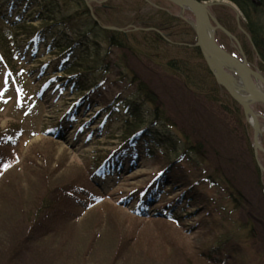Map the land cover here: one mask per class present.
Here are the masks:
<instances>
[{
    "label": "rangeland",
    "instance_id": "obj_1",
    "mask_svg": "<svg viewBox=\"0 0 264 264\" xmlns=\"http://www.w3.org/2000/svg\"><path fill=\"white\" fill-rule=\"evenodd\" d=\"M107 2L113 11L109 4L108 12L103 8ZM107 2L92 5L99 8L94 7L95 15L102 14L100 24L106 27L124 22L128 26L141 18L153 20L150 24L154 27L160 23L159 26L165 27L162 24L170 19L162 18L165 13L158 11L160 7L193 20L188 12L162 0H149L156 8L136 0ZM226 2L224 6L212 7V12L229 22L225 26L228 23L224 25L218 19L238 38L250 61H255L244 33L245 19L242 15L238 27L235 20L239 7L232 1ZM0 5L9 19L17 22L20 14V19L37 28L43 26L42 21L30 20L34 21L41 12L51 11L54 15L59 12L62 17L77 21L64 20L53 31L48 30L46 35L52 44L72 42L84 33L94 40L96 36V42L104 48L102 55L108 57L111 73L95 72L94 76L103 78L105 84L101 90L85 94L90 98L89 109H110L109 102L117 97L140 102L145 106L146 118L168 125L170 132L182 140V149L188 150L195 160V164L182 163V184L177 181L174 185L173 179L168 180L164 191L170 189L172 193L166 195V191L161 196V206L185 198L180 204L177 202L181 221L138 217L135 213L140 209L132 204L134 192L149 183L165 164L142 157L134 170L110 179L108 190L105 186L101 189L102 186L90 182L91 169L105 155L99 151L115 148L107 147L116 142L110 143L109 134L121 127L122 118L117 122L114 118L106 133H97L92 142L86 143L85 134L92 126L76 135H70L68 126L58 128L66 108L72 104L69 93L60 98L47 89L41 100L36 101L37 98L31 97L35 94L28 93L21 103L14 85L4 80L0 67V130L20 129L17 138L0 141V264H264V178L253 154L252 128L240 109L235 113L226 107V102L232 103L230 97L218 92L202 58L180 45L193 44L190 29L172 37V42L152 34L147 42L139 32L127 31L131 38L128 46L113 50L111 47L108 51L109 36L100 37L96 35L97 29L94 34L93 28L86 29L85 8L77 0H0ZM13 31L19 39L26 32L14 28ZM223 35L218 32L217 40L228 51H237ZM8 46L9 50L13 47ZM37 56L26 57V62L30 60L32 65L30 68L52 58L44 48L38 50ZM103 62L105 65L106 61ZM120 62L125 71L118 67ZM256 64L261 67L259 62ZM53 65L47 71L50 74L59 72L57 63ZM260 69L264 72V66ZM35 76L30 77L34 86L40 84ZM140 87L146 91V99H153V103H145L146 100L136 96ZM255 108L257 113L263 111L261 107ZM148 115L153 116L152 120ZM91 119L92 115H88L87 121ZM261 124L264 129V120ZM59 132L64 134L58 138ZM261 140L264 146V132ZM258 162L264 166L262 154ZM210 175L221 186L223 182L235 186V191L242 195V206L235 209L227 204L226 183L223 188L209 191L206 178ZM197 181L204 184L198 186ZM190 184L195 185L194 189L184 196V186ZM105 193L108 197L97 202L100 194ZM188 195L196 197L194 202L188 200ZM211 198L224 203L226 211L221 213L218 207V213L208 217L202 206ZM160 205L155 206L158 212ZM222 219L226 220L227 232H235L233 237L240 240L239 244L236 240L227 245L221 242Z\"/></svg>",
    "mask_w": 264,
    "mask_h": 264
},
{
    "label": "trees",
    "instance_id": "obj_2",
    "mask_svg": "<svg viewBox=\"0 0 264 264\" xmlns=\"http://www.w3.org/2000/svg\"><path fill=\"white\" fill-rule=\"evenodd\" d=\"M121 1L125 3L130 2V0H121ZM139 1L142 2L141 0ZM200 1H204V0H200ZM229 1L236 2L238 6L240 7L239 9L243 13L245 20H246L245 30L249 34L253 42L258 46L260 50L259 53H261L262 55L261 57L264 58V0H229ZM77 2L85 8V12H84L86 15L85 17L88 20L86 23H84L86 29L87 27L90 29L93 28V32H92L93 34H94V29H97L98 31L96 35L99 34L100 37L109 36V39L106 40L107 46L109 47L107 48L108 51L111 50V47L113 50L114 47L122 48V47L128 46L131 38L127 34H125L124 31L117 33L114 31L103 30L101 28V26L103 25L99 24V22L100 23L103 22L102 19L100 18L102 14H100V16L99 15L96 16L99 22H95L92 19L91 13L89 11V8L86 6V4L82 0H77ZM109 2H107L106 3L107 5H104L105 7H103L106 10V12H108L109 11L108 9H110V7L108 6ZM109 5L111 6V4ZM32 7L34 6L31 5V8ZM95 8L99 9L98 7H95ZM110 10L113 11L112 6ZM94 12L95 14L97 13L95 10ZM36 16L37 18L34 21H32V23L36 22L37 20H40L43 23L42 27L37 28L36 26L32 24H27L26 22L23 24H13V23H10L5 17L2 16L1 8H0V52L8 60V62L9 60H12L15 50L18 47L21 48L22 43L24 41L28 42V40L32 38L33 36H40V35L49 33L48 30H52L56 28V26L63 24L62 22L64 20L66 22L68 21L69 23L77 22L75 20H71L70 18L62 17L64 15H62L59 12H56L55 15L53 14V12L51 14V11L44 13V14L41 12V13H37ZM136 22L139 25H137ZM136 22L131 21V23L128 24V26L126 22H124V24L118 23V25L115 27L121 28L123 26L122 29L127 30L130 33L139 32L141 35H144V38L146 39L147 42L149 39H151L150 37L151 34L153 36L159 37V35L153 31L152 32L135 31L136 28H148V27L156 28L154 27L156 25L150 24L151 22H153V20L149 21V19L144 20L143 18H141V19H138ZM181 22L182 21L180 19H176V18L170 19L165 23L162 22L163 23L162 25H164L165 27L162 26V28L160 29L156 28V29L163 31V33L168 38L170 37V39L173 40L172 37L181 35L180 34L181 32H179L178 30H180L183 26H185L181 24ZM158 23H160V21ZM13 28L18 31L23 30V29L26 30V32L22 34L23 39L18 38L20 36L17 35L13 31ZM89 37H90L89 35H86L84 33L79 38L75 40L72 39V42H69V41L64 42V43L61 42L63 44H59V45L57 44L55 45V48L52 49L53 52L54 50H56L57 55L59 56L62 55L61 57H64V55H68V53L71 55H74L72 62L64 66V71L69 76H71L70 81L72 84H74L73 89H74V93H76L77 96L85 94L86 92H89L90 90L95 89V88L100 89L104 86L105 84L104 79L94 76L95 72L96 73L100 72L101 74L104 73V75L111 73V69L108 65L109 62H107L108 57L107 56L104 57L102 55V50H104L102 44H100V42L99 43L96 42L97 41L96 36H95V40ZM10 44H12L14 47V48L12 47L11 50H9L8 48L9 47L8 45ZM76 47H79L80 49L76 51L75 50ZM188 50L193 51V52L196 51L194 49H188ZM109 54L110 52L107 55ZM103 61H106V64H105L106 66L104 65ZM120 63L117 64L118 67L122 71H125L124 68L122 67L123 66L122 62ZM95 68H96V71H95ZM20 70L24 71V68ZM145 92L146 91L144 90V88L140 87L136 91V96H139L144 101L146 100L145 103H147V101L150 103H153V99H150V98L146 99ZM141 99H137V101H142ZM109 103H111L110 104L111 114H114L117 117H121L122 122H123L118 132H113L112 134L114 135L115 133L116 134L121 133L120 137L116 138L118 141L126 142L125 146L127 147V149L129 148L131 150L134 148L137 149L138 155H140V151L135 145H137V143L141 141V143L144 145V148L146 149V152L150 153L149 157H151V160L162 162L165 164V166H169L168 164H170L171 171L174 170L173 167H179L178 165L180 161L183 159V157L186 154H188L189 151L188 150L185 151L184 149H182V146H181L182 140L178 136L173 135L170 132L168 125L164 123L159 124L158 120L149 121L146 118L147 114L144 111L145 106L141 104L140 102H139L140 104L139 103L136 104L135 102L132 101V99L124 98V97L123 98L117 97V98L112 99ZM230 108L235 113H237V111L235 110L240 109L238 106L236 107L234 102L231 103ZM148 117L151 120L153 118V116H149V115ZM238 118L242 120V118H240L239 116ZM225 183H226L225 189L227 190V194L225 195V197H227L226 199L227 204L229 205L232 204L233 208L235 209L241 207L242 202H243L241 193L235 191L234 189L235 186H232V184L229 185L228 182H225ZM225 183L223 182V186ZM202 184L204 183L201 182V185ZM206 185H207L206 188L209 191H213V190L215 191V189L218 190L219 188H223V186H221L217 181L214 180L212 175L207 177ZM190 197L194 199V197L192 196ZM211 199L212 200L210 202L206 199L205 203L203 204L204 206H202L204 207L203 210L205 209L206 211H208L206 212L208 217L211 216V213H218V207L221 210V213L226 211L223 208L224 203L218 202L215 198H211ZM212 204L216 205V207H212ZM173 213L177 214L176 212H173ZM174 217H177V216L174 215ZM225 221L226 220L222 219L223 225L221 226V228H222V232L224 236L221 242L224 243V245H227L229 243H234L236 240V244H239L240 240H238L237 238L234 239L233 237L235 235V232L232 231L231 234L230 232H227ZM228 221L230 222L231 220H228ZM250 232H251V235L254 234L253 230H250Z\"/></svg>",
    "mask_w": 264,
    "mask_h": 264
},
{
    "label": "water",
    "instance_id": "obj_3",
    "mask_svg": "<svg viewBox=\"0 0 264 264\" xmlns=\"http://www.w3.org/2000/svg\"><path fill=\"white\" fill-rule=\"evenodd\" d=\"M88 5L89 1L104 2L97 0H84ZM107 1V0H106ZM174 5L181 7L183 10H188L194 17V23L192 27L196 35L195 46L201 51V54L207 63L211 73L216 78L218 84H220L230 94L233 100H235L244 110L245 116L249 123L253 127V138L255 144V155L258 154V150L264 153V149L259 144V136L262 131L257 115L251 109V105L255 103H261L264 105V92L257 89L252 77L264 83L263 77L258 73H253L245 62H240L238 59H233L231 56L221 49L215 42L214 33L217 29L225 32L229 37H232L230 33L225 31L216 20H213L216 24L213 27L210 23L209 7L213 3L201 2L198 0H168ZM236 73L239 75L241 82H244V88H240L236 80L226 72Z\"/></svg>",
    "mask_w": 264,
    "mask_h": 264
},
{
    "label": "bare ground",
    "instance_id": "obj_4",
    "mask_svg": "<svg viewBox=\"0 0 264 264\" xmlns=\"http://www.w3.org/2000/svg\"><path fill=\"white\" fill-rule=\"evenodd\" d=\"M162 1H164V2H168V3H171L170 1H168V0H162ZM205 2H208V3H211V1L210 0H204ZM215 1H218V2H221L222 0H215ZM234 4H236V6H238V4L236 3V2H233ZM171 4H173V3H171ZM174 6H176L178 9H180V10H183L181 7H179V6H177V5H174ZM239 7V6H238ZM240 8V7H239ZM238 8V10H239V13L241 12V10ZM159 10H162L163 11V13H165V15H163L162 14V18H166V16L168 17V18H170V19H183L184 17L182 16V15H176V14H172L171 12H170V10H166V9H163L162 7H160V8H158V11ZM240 15L242 16L243 15V13L241 12L240 13ZM243 17H244V15H243ZM160 25V24H159ZM158 25V27H156V28H158V29H160V28H162L161 26H159ZM248 42H249V44H250V50H251V53H252V55H254L255 56V61H250V59L248 58V56L246 55V58L243 60V61H240V62H245L246 63V66L253 72V73H258L259 75H260V77H261V74H263V72H262V70L260 69V68H262L263 66H264V58L263 57H261L262 55H261V53H259L260 52V50H259V48H258V46L253 42V40L251 39V41H249L248 40ZM243 52H244V54L246 53L245 52V50H243ZM247 52H248V49H247ZM234 53H235V51H229V55L231 56V58H233V59H238V58H236V57H234ZM263 58V59H262ZM259 62V64H260V66L261 67H258L257 66V64L256 63H258ZM254 68H253V67ZM209 75L210 76H213V74L212 73H210L209 72ZM214 77V76H213ZM255 79H256V77L255 76H253ZM239 85V87L240 88H244V82H239L238 83ZM226 107L227 108H229L230 107V104L229 103H226ZM225 107V108H226ZM237 107V106H236ZM258 165V164H257ZM219 183V182H218Z\"/></svg>",
    "mask_w": 264,
    "mask_h": 264
},
{
    "label": "flooded vegetation",
    "instance_id": "obj_5",
    "mask_svg": "<svg viewBox=\"0 0 264 264\" xmlns=\"http://www.w3.org/2000/svg\"><path fill=\"white\" fill-rule=\"evenodd\" d=\"M219 6V5H218ZM214 15V14H213ZM215 16V15H214ZM216 17V16H215ZM216 19L218 20V19H220L221 21H222V23L225 25V22H227L228 24H226L225 26H228L229 25V22L226 20L225 22H224V20H223V18L222 17H220V18H217L216 17ZM239 18L237 17V15H236V22H235V24L236 25H238L239 23H240V19L238 20ZM219 21V20H218ZM221 24V23H220ZM234 24V23H233ZM222 25V24H221ZM229 42L231 43V45H232V47H234V48H236L237 49V47H235V43H234V41H232L231 39L229 40ZM253 67V66H252ZM255 67V66H254ZM253 67V68H254ZM234 77H236V75H234ZM260 89H264V86L262 85L261 86V88ZM256 106H258L257 104L256 105H254L253 107H256ZM263 111H264V109H263ZM260 116H262L261 114H260ZM263 117V116H262ZM260 174H261V176L264 178V170H262V171H260Z\"/></svg>",
    "mask_w": 264,
    "mask_h": 264
}]
</instances>
